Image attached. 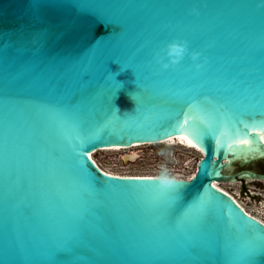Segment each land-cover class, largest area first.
Masks as SVG:
<instances>
[{
    "label": "water",
    "instance_id": "95a60500",
    "mask_svg": "<svg viewBox=\"0 0 264 264\" xmlns=\"http://www.w3.org/2000/svg\"><path fill=\"white\" fill-rule=\"evenodd\" d=\"M262 134L264 0H0V264H264V223L213 185L264 180L230 171ZM177 135L203 156L165 192L90 157Z\"/></svg>",
    "mask_w": 264,
    "mask_h": 264
},
{
    "label": "rangeland",
    "instance_id": "374dc122",
    "mask_svg": "<svg viewBox=\"0 0 264 264\" xmlns=\"http://www.w3.org/2000/svg\"><path fill=\"white\" fill-rule=\"evenodd\" d=\"M173 146H172V145ZM164 152L165 155H161ZM170 155H167L169 154ZM93 157L105 172L121 176L158 175L161 164H166L171 175L185 179L194 169L198 153L184 149L175 142L167 144L144 145L134 149L120 151H97ZM263 170L264 162H251L241 165L235 162L231 172L242 169ZM234 196L249 213L264 219V184L247 179L242 183L229 182L222 186Z\"/></svg>",
    "mask_w": 264,
    "mask_h": 264
},
{
    "label": "clouds",
    "instance_id": "9594fccd",
    "mask_svg": "<svg viewBox=\"0 0 264 264\" xmlns=\"http://www.w3.org/2000/svg\"><path fill=\"white\" fill-rule=\"evenodd\" d=\"M192 13L195 15H198L196 9L192 10ZM165 51V56H160L159 53H157L156 62L160 64L164 69H168L170 66L177 65L181 60L184 59L185 55L187 54V46L184 42H172L167 45ZM165 58L168 60V63H165ZM200 58L199 53H192L191 54V60L193 62H196ZM196 68L199 69L201 65L197 63ZM161 155H165L164 152H161ZM167 155H170L167 154ZM152 179L158 181L159 190L161 192L168 191L172 187H174L178 180L175 176L171 175L169 168L166 164H161L159 169V174L152 177Z\"/></svg>",
    "mask_w": 264,
    "mask_h": 264
},
{
    "label": "bare ground",
    "instance_id": "6f19581e",
    "mask_svg": "<svg viewBox=\"0 0 264 264\" xmlns=\"http://www.w3.org/2000/svg\"><path fill=\"white\" fill-rule=\"evenodd\" d=\"M260 141L264 143V134L258 136ZM189 139L185 136V135H177L176 137L174 138H170L168 140H165V141H162V142H158V143H147V144H134L130 147H111V148H104V149H101L99 151H120V150H129V149H134V148H137V147H141V146H144V145H153V144H167V143H170V142H175L177 145L179 146H182L184 149H190V150H194L198 153V160L201 159V157L203 156V153L201 152V150L198 148V147H192L190 146V144L188 143ZM172 145V144H171ZM234 147H232L231 151H235V149L239 150L240 152L239 153H250L249 151L251 150V146H250V142L249 141H246V140H238L236 139L235 142H234ZM173 146V145H172ZM255 149H258L257 147ZM97 151L93 152L92 154H90V157L91 159H94L93 157V154L96 153ZM198 160L196 161L195 163V166H194V169L191 171L192 174H190L187 178L185 179H189L190 177H192L195 173V170H196V165H197V162ZM234 160V158L232 159ZM95 163L97 164V162L95 161ZM230 163H232V161H230ZM98 165V164H97ZM99 167V165H98ZM100 168V167H99ZM101 169V168H100ZM102 170V169H101ZM103 172H105L104 170H102ZM107 174H110V175H116V174H112V173H109V172H105ZM121 176V175H119ZM126 176H130V175H126ZM141 176V175H140ZM142 176H148V177H154L156 175H142ZM177 179H182V178H178L176 177ZM254 180V179H252ZM226 183H229V182H213V185L224 191L225 193H227L228 195H230L235 201L236 203L241 206L243 208V206L238 202V200L232 196L229 192H226V190H224V188L222 187L224 184ZM243 210L248 213L249 215L253 216L254 218H256L257 220L261 221L262 223H264V219L258 217V216H255L251 213H249L248 211H246L244 208Z\"/></svg>",
    "mask_w": 264,
    "mask_h": 264
},
{
    "label": "flooded vegetation",
    "instance_id": "af4514ba",
    "mask_svg": "<svg viewBox=\"0 0 264 264\" xmlns=\"http://www.w3.org/2000/svg\"><path fill=\"white\" fill-rule=\"evenodd\" d=\"M256 161H258V162H264V158L255 160L253 162H256ZM252 170L255 171V172H257V173L264 174V169L261 170V171L260 170H255V169H252ZM257 181H259L260 183H263L264 184V180H257ZM240 182L242 183L243 181H240Z\"/></svg>",
    "mask_w": 264,
    "mask_h": 264
},
{
    "label": "snow or ice",
    "instance_id": "6c2138e0",
    "mask_svg": "<svg viewBox=\"0 0 264 264\" xmlns=\"http://www.w3.org/2000/svg\"><path fill=\"white\" fill-rule=\"evenodd\" d=\"M188 143H189L190 146H192V147H197V143H193L191 140H189Z\"/></svg>",
    "mask_w": 264,
    "mask_h": 264
}]
</instances>
